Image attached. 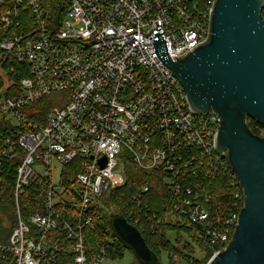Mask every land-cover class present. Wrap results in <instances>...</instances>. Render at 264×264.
I'll use <instances>...</instances> for the list:
<instances>
[{
    "label": "built area",
    "instance_id": "2783aa9c",
    "mask_svg": "<svg viewBox=\"0 0 264 264\" xmlns=\"http://www.w3.org/2000/svg\"><path fill=\"white\" fill-rule=\"evenodd\" d=\"M215 1L0 0V117L17 120L7 123L16 132L3 152L24 151L17 226L8 237L0 233V253L12 264H103L105 248L92 252L86 229L101 218L100 197L125 183L121 163L129 157L163 175L172 198L162 207L166 222L192 225L195 235L221 244L216 252L229 245L244 191L235 173L224 193L213 184L227 167L216 144L221 116L190 109L146 35L157 21L173 59L184 56L207 39ZM48 96L54 107L45 121L31 120L25 108ZM54 158L75 168L58 183ZM35 181L39 207L25 215L20 196ZM224 198L232 203L225 210ZM123 214L146 229L140 214Z\"/></svg>",
    "mask_w": 264,
    "mask_h": 264
},
{
    "label": "water",
    "instance_id": "95a60500",
    "mask_svg": "<svg viewBox=\"0 0 264 264\" xmlns=\"http://www.w3.org/2000/svg\"><path fill=\"white\" fill-rule=\"evenodd\" d=\"M264 0H216L209 34L184 56L169 53L162 25L147 32L154 52L170 68L195 113L217 111L221 125L218 149L228 158L244 191L234 235L207 264H264V135L247 124L264 126ZM106 158L101 159L102 165ZM115 233L145 264L155 253L137 227L122 215H111ZM156 257V256H155Z\"/></svg>",
    "mask_w": 264,
    "mask_h": 264
},
{
    "label": "trees",
    "instance_id": "16d2710c",
    "mask_svg": "<svg viewBox=\"0 0 264 264\" xmlns=\"http://www.w3.org/2000/svg\"><path fill=\"white\" fill-rule=\"evenodd\" d=\"M12 78L17 79L16 76H12ZM53 107L54 101L51 96H48L36 101L30 106H27L25 110L31 120L43 123ZM246 121L249 128L255 134H264V126L258 123L255 118L247 117ZM14 132H16V129L10 127L0 117V207L7 206L11 208V210H16L14 190L17 168L24 155L22 149L19 150L16 156L5 154L3 152L4 147H6L7 138L12 136ZM226 163V171L223 173L221 168L218 171L220 176L218 175V178H216L213 183L219 191L217 193H224L222 191L229 186V177L234 173L228 158ZM125 164V183L122 186L108 189L102 197H100L101 206H98V209L101 218L94 223L93 227L86 229L87 243L90 250L94 252V250L104 247L106 259L123 256L125 248L129 247L115 233L111 223V215L115 214L124 216L123 212L128 208L129 210H133L136 214H140L143 225L146 228L141 229L142 235L155 254H157L162 248H166L171 256L173 254H180L186 258L192 257V253L195 250L190 243L194 242V239L188 238V241L182 242L181 229H187V231L193 232V227L188 228L164 220L165 211L162 207L165 203L171 201L172 198L171 193L163 182V175H161L158 170L146 171L141 169L130 157L126 160ZM66 167H68L69 171L65 170L64 172H75L74 165H68ZM233 181L236 182L237 179L233 178ZM146 184L150 185V190L143 193L142 188ZM39 185L40 184L35 181L27 186L20 196V206L25 215H28L39 207L41 198L38 189ZM236 186L238 185L236 184ZM109 196L113 200L116 199L120 202L121 207L119 211L105 212V204L103 201ZM222 197L220 198L221 200ZM231 204L229 198H224L219 205L225 210V207ZM11 225L12 226L9 227L8 225L3 226L0 224V233L8 237L12 230L17 226V220ZM174 229L178 230V235L176 240L172 242L169 231ZM200 245L205 247L207 253L203 260L194 259L193 262L195 264H199L201 261L203 264H206L215 249L218 250L220 248L217 245H214L215 247L211 248L204 245L203 242H201ZM0 264H12V258L10 255L6 256L4 253H0Z\"/></svg>",
    "mask_w": 264,
    "mask_h": 264
},
{
    "label": "rangeland",
    "instance_id": "374dc122",
    "mask_svg": "<svg viewBox=\"0 0 264 264\" xmlns=\"http://www.w3.org/2000/svg\"><path fill=\"white\" fill-rule=\"evenodd\" d=\"M6 123L11 122L12 124H17L16 119H3ZM121 168L126 172V164L121 163ZM65 170H68V167L63 165L61 162H59L56 158L53 159V181L58 183L60 181L61 173H63ZM69 173V172H68ZM105 204V212H114L120 210V202H118L116 199L113 200L110 196L105 198V201H103ZM107 207V208H106ZM119 208V209H118ZM17 214L16 210H11V208L5 206L0 207V224L8 225L9 227L12 226L14 222H16ZM180 226H186L188 228L193 227L192 225H187L183 223H177ZM181 240L182 242L188 241L187 239H194V242H191L190 245L194 248V252L192 253V257L186 258L181 256L180 254H173V256L170 255V252L166 248H162L157 254H155L154 259L150 261L148 264H195L193 260L199 259L203 260L206 256L207 250L204 246H201L200 243L203 242L204 245H207L211 248H214V244L206 242L204 239L200 238L199 236L194 234V227L193 232L187 231V229H181ZM169 235L171 238V241L174 242L178 235V230H170ZM220 247L221 244H216ZM224 249L221 246V250ZM217 250L215 249L212 256L215 254ZM178 256L180 260L175 261L174 257ZM211 256V257H212ZM210 257V258H211ZM209 258V259H210ZM208 262V261H207ZM103 264H145L143 263L138 256L135 254L134 251H132L130 248H125L124 254L121 257L118 258H105L103 261ZM197 264V263H196ZM199 264H203L202 261ZM207 264V263H206Z\"/></svg>",
    "mask_w": 264,
    "mask_h": 264
}]
</instances>
